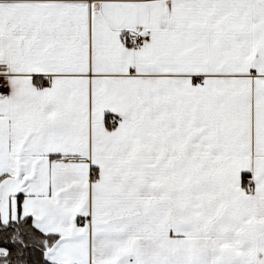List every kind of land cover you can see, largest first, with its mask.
<instances>
[{"label": "snow or ice", "instance_id": "1", "mask_svg": "<svg viewBox=\"0 0 264 264\" xmlns=\"http://www.w3.org/2000/svg\"><path fill=\"white\" fill-rule=\"evenodd\" d=\"M0 264H264V0H0Z\"/></svg>", "mask_w": 264, "mask_h": 264}]
</instances>
